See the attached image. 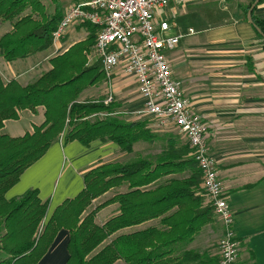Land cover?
<instances>
[{
  "label": "trees",
  "instance_id": "obj_1",
  "mask_svg": "<svg viewBox=\"0 0 264 264\" xmlns=\"http://www.w3.org/2000/svg\"><path fill=\"white\" fill-rule=\"evenodd\" d=\"M50 2L52 14L46 13L40 0H0V19L12 26L0 37V56L6 62L51 47L52 33L63 14L58 0ZM249 8L243 10L244 15ZM251 18L264 35V20ZM80 27L87 30L86 39L52 58L51 70L36 81L21 86L15 80L4 83L0 78V264H37L61 229L69 233L65 264H113L119 259L126 264H175V246L190 241L213 216L211 203L204 202L206 195L199 187L201 173L187 141L183 144L171 137L155 164L137 159L101 164L86 172L83 190L57 207L44 225L47 202L39 199L37 190H28L17 199H5L20 175L63 133L65 144L78 141L88 146L95 140L107 141L116 144L120 153H131L136 143L158 137L145 122L99 118V113L114 110L103 105L102 97L79 99L85 90L105 79L100 62L88 65L86 58L94 46L97 29L90 24ZM39 107L44 110L43 122L33 126L31 133L18 138L1 133L4 121L17 120L19 112H34ZM187 170L192 173L190 177L167 179L153 192L146 191L157 180L180 176ZM121 185H126L124 193L87 212L93 200ZM150 193L161 197L148 202L146 196ZM113 203L118 204L119 214L103 225L97 224V213ZM174 206L177 210L162 218L168 231L138 229ZM192 256L187 252L185 257Z\"/></svg>",
  "mask_w": 264,
  "mask_h": 264
},
{
  "label": "crops",
  "instance_id": "obj_2",
  "mask_svg": "<svg viewBox=\"0 0 264 264\" xmlns=\"http://www.w3.org/2000/svg\"><path fill=\"white\" fill-rule=\"evenodd\" d=\"M83 1L87 0H60L62 14ZM255 1L183 0L181 4L170 2L157 12V19L166 21L170 26L166 36H184L173 50L166 52V58L173 78L180 84V91L190 99L194 112L209 126V153L216 161L218 177L233 214L234 231L239 243L237 264H264V39L256 35L247 18ZM259 1L253 7L251 16L264 20V0ZM248 6L250 8L244 15L243 10ZM11 29L10 22L0 19V37ZM190 29L194 34H188ZM67 32L57 42L56 53L50 47L12 62H6L0 56L1 80L4 83L15 80L21 86H26L50 71L52 58L84 41L88 35L87 30L80 26L70 27ZM68 35L72 40H67ZM93 47L86 54L88 65L96 60ZM109 87L120 105V111L137 118L134 113L142 107L143 102L134 79L118 71ZM109 87L104 79L101 84L85 90L79 99L101 98ZM43 112L41 107L34 112L21 111L17 120L3 122L1 133L11 138L31 133L33 126L43 122ZM21 119L27 120L28 127L10 128V132L5 133L8 124ZM150 131L158 137L146 141L149 148L157 141L164 142L154 159L149 152L146 153V160L155 164L157 156L173 136L170 132ZM157 132L165 133L166 137L159 136ZM64 134L5 193V199L11 200L21 197L28 190H37L39 199L47 202L43 225L57 207L74 199L83 190V175L86 172L101 164L115 162V157L122 154L116 144L107 141L95 140L88 146L78 141L65 144ZM191 175V171L187 170L180 176L165 177L148 185L146 191L153 192L167 179H182ZM199 187L202 189L201 183ZM124 192L125 185L110 190L94 200L93 209ZM146 197L149 202L161 196L150 193ZM204 202L207 203L208 199L205 198ZM176 210L177 206H174L164 215L147 221L146 229L168 231L169 226L162 218ZM103 211L110 212L105 219L99 220ZM118 214V204L113 203L102 208L95 221L103 225ZM222 235L221 222L213 215L190 241L175 246L172 255L174 263L216 264ZM68 240V231L59 230L37 264H65ZM187 252L193 256L186 258ZM113 264L126 263L119 259Z\"/></svg>",
  "mask_w": 264,
  "mask_h": 264
},
{
  "label": "built area",
  "instance_id": "obj_3",
  "mask_svg": "<svg viewBox=\"0 0 264 264\" xmlns=\"http://www.w3.org/2000/svg\"><path fill=\"white\" fill-rule=\"evenodd\" d=\"M183 0H87L65 11L52 33L51 47L57 52V42L70 27L90 24L96 27L94 52L109 84L121 71L132 77L142 99L137 114L154 119L161 126L170 124L185 138L192 158L201 173V185L213 213L221 222L223 235L218 243L216 264H237L239 243L234 231V219L218 177L216 161L209 153V126L193 110L189 98L180 91L172 76L166 52L174 49L184 37H168L170 26L157 19V12L170 2ZM188 34H194L189 30ZM112 90L104 103L112 100Z\"/></svg>",
  "mask_w": 264,
  "mask_h": 264
},
{
  "label": "rangeland",
  "instance_id": "obj_4",
  "mask_svg": "<svg viewBox=\"0 0 264 264\" xmlns=\"http://www.w3.org/2000/svg\"><path fill=\"white\" fill-rule=\"evenodd\" d=\"M40 1L45 6L46 13L47 14H52L53 13V6H52L50 0H40ZM58 1H59V4H60V0H58ZM4 26H8V24H5ZM77 26H81V25H77ZM73 27H75V26H73ZM66 33H68V32L66 31ZM82 34H83V32H82ZM82 34H79V35H82ZM66 38H67V40H72V38L69 35ZM93 49H94V47H93ZM94 54H95V52H94ZM101 90L103 91L104 89H101ZM105 92H107V93H105L103 95V97H102L103 98L102 103L106 107H109V106L113 107L112 109H114V110L111 111L110 113H103V112L102 113H99L97 115L99 118L109 117V118H114V119H117V120H119L121 122H125V123H130V122H145L147 124V128L149 130L156 129V130H158V132H170L172 134V136L175 137V138H177L180 143H183V144L186 143L185 138L178 132V130L174 126H172L170 124H165L164 126H161L159 124V122H156L153 119H150V118H147V117L138 115L136 113L137 111H135V113H134V115L137 118L133 117V115L131 117H129L128 115L123 114L122 111H120V109H121L120 108V105H118V103L115 101V96L113 94H112V100L110 102H108L107 104L104 103L105 99L108 97V91L106 90ZM114 106H115V108H114ZM24 127H28V122H27L26 119H21L20 121H18L16 123H10V124H8L7 125V128L5 130V133H7V132L9 133L10 132L9 131L10 128H12V129H14V128H21V129H23ZM158 132H157V134L159 136L166 137L165 133H158ZM155 143L156 144L153 147L149 148L148 145H146V142L140 141V142H138V143H136L134 145L133 151L131 153L118 154L115 157V162H118V163H130V162L136 161L137 159H144V160H146V153L147 152H149L151 154V156L153 157L152 159H154L155 158V155L160 151L161 146L164 145V142L163 141H157ZM125 187H126V185H125ZM93 202H94V200L92 201V204H91L90 208L87 210V212L93 210V207H94L93 206ZM109 212L110 211H103V212H101V215H100L99 220L100 219L101 220L102 219H105V217L108 215ZM213 215H214V213H213ZM144 228H146V224L142 225L138 229H144Z\"/></svg>",
  "mask_w": 264,
  "mask_h": 264
},
{
  "label": "water",
  "instance_id": "obj_5",
  "mask_svg": "<svg viewBox=\"0 0 264 264\" xmlns=\"http://www.w3.org/2000/svg\"><path fill=\"white\" fill-rule=\"evenodd\" d=\"M258 2V0H256L253 4V6L251 7V9L248 11V14H247V18H248V22L250 25H252V27L254 28V30L260 35L263 37L264 39V35L261 33V31L254 25L253 21H252V18H251V13H252V9L253 7L256 5V3Z\"/></svg>",
  "mask_w": 264,
  "mask_h": 264
}]
</instances>
